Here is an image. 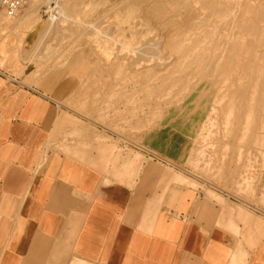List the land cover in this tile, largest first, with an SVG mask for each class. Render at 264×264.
I'll use <instances>...</instances> for the list:
<instances>
[{"label": "rangeland", "instance_id": "374dc122", "mask_svg": "<svg viewBox=\"0 0 264 264\" xmlns=\"http://www.w3.org/2000/svg\"><path fill=\"white\" fill-rule=\"evenodd\" d=\"M55 3L0 22L7 71L58 105L39 168L129 186L146 158L264 214V0H68L49 28Z\"/></svg>", "mask_w": 264, "mask_h": 264}, {"label": "crops", "instance_id": "0c3cea01", "mask_svg": "<svg viewBox=\"0 0 264 264\" xmlns=\"http://www.w3.org/2000/svg\"><path fill=\"white\" fill-rule=\"evenodd\" d=\"M5 62L1 51L0 264H264V214L169 166L145 158L129 186L108 187L56 152L39 168L58 105Z\"/></svg>", "mask_w": 264, "mask_h": 264}, {"label": "bare ground", "instance_id": "6f19581e", "mask_svg": "<svg viewBox=\"0 0 264 264\" xmlns=\"http://www.w3.org/2000/svg\"><path fill=\"white\" fill-rule=\"evenodd\" d=\"M56 1V3L55 4H57L56 5V7H54V8H56L55 10H57V11H55V12H57V15H58V17L56 16L55 17V15L53 16L52 15V17H50L49 18V20H48V22H47V24H46V27H47V25H48V27L50 28V27H53V26H55V24L57 25V22H58V18L60 19V20H62L64 17H65V15H67L66 14V11H67V6H68V0H55ZM209 1V0H208ZM207 2V1H206ZM220 4V3H219ZM248 4V3H247ZM241 5V4H240ZM249 7V6H248ZM25 8V7H24ZM53 8V9H54ZM258 8V7H257ZM38 11V7H28L27 9H26V11H25V13L21 16V18L22 19H29V17H28V14H30V13H33L34 15L36 14V12ZM135 11V10H134ZM258 11V10H257ZM53 12V11H52ZM127 12V11H126ZM260 12V11H259ZM263 11H261L260 12V14L262 13ZM264 13V12H263ZM262 13V14H263ZM133 14V9H131V10H128V13H127V15H126V17H127V19L129 18L130 19V21H131V19H132V15ZM33 15V16H34ZM129 21V22H130ZM0 22H2V16H1V13H0ZM129 25H130V23H129ZM246 26V25H245ZM135 27V26H134ZM130 28H132V26L130 27ZM130 28H129V30H130ZM123 30V29H122ZM99 32V31H98ZM134 32H136V31H134ZM99 33H103V32H99ZM135 36V35H134ZM108 39H109V41H113L112 39L113 38H111V37H107ZM106 38V39H107ZM144 49V48H143ZM134 50V49H133ZM47 51V52H46ZM46 51H45V55H47L48 54V49H46ZM134 52V51H133ZM29 57V56H28ZM26 58V57H25ZM27 59V58H26ZM29 59V58H28ZM217 64V63H216ZM221 66V65H220ZM202 91V90H201Z\"/></svg>", "mask_w": 264, "mask_h": 264}, {"label": "built area", "instance_id": "2783aa9c", "mask_svg": "<svg viewBox=\"0 0 264 264\" xmlns=\"http://www.w3.org/2000/svg\"><path fill=\"white\" fill-rule=\"evenodd\" d=\"M31 0H0V13L13 17L18 15Z\"/></svg>", "mask_w": 264, "mask_h": 264}]
</instances>
